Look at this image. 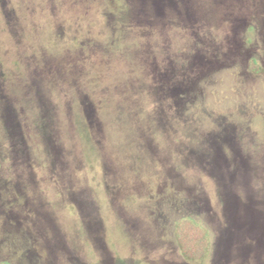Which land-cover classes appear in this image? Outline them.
Segmentation results:
<instances>
[{
  "label": "rangeland",
  "instance_id": "374dc122",
  "mask_svg": "<svg viewBox=\"0 0 264 264\" xmlns=\"http://www.w3.org/2000/svg\"><path fill=\"white\" fill-rule=\"evenodd\" d=\"M3 260L264 264V0H0Z\"/></svg>",
  "mask_w": 264,
  "mask_h": 264
},
{
  "label": "trees",
  "instance_id": "16d2710c",
  "mask_svg": "<svg viewBox=\"0 0 264 264\" xmlns=\"http://www.w3.org/2000/svg\"><path fill=\"white\" fill-rule=\"evenodd\" d=\"M257 66L254 59L251 60V67ZM176 238L180 244L182 253L190 260L204 259L209 246V237L207 229L201 222L195 220L192 216H185L179 222H176ZM0 264H11L9 261H1Z\"/></svg>",
  "mask_w": 264,
  "mask_h": 264
}]
</instances>
